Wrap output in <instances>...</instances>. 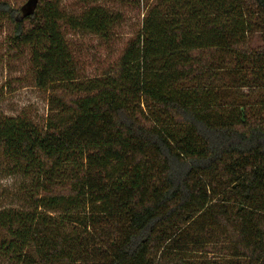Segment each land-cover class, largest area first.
<instances>
[{
  "label": "trees",
  "instance_id": "trees-1",
  "mask_svg": "<svg viewBox=\"0 0 264 264\" xmlns=\"http://www.w3.org/2000/svg\"><path fill=\"white\" fill-rule=\"evenodd\" d=\"M80 1L90 7L73 17L60 0H0V32L29 51L59 118L0 114V167L32 185L29 209L0 210L2 256L213 264L197 255L219 236L226 264H264V96H251L264 90V41L250 44L264 40V0H157L94 78L78 75L66 29L106 37L119 16Z\"/></svg>",
  "mask_w": 264,
  "mask_h": 264
},
{
  "label": "rangeland",
  "instance_id": "rangeland-1",
  "mask_svg": "<svg viewBox=\"0 0 264 264\" xmlns=\"http://www.w3.org/2000/svg\"><path fill=\"white\" fill-rule=\"evenodd\" d=\"M14 9L20 8L28 0H3ZM157 0H97L95 5L119 16V21L109 30L106 37L66 29V40L70 44L73 59L82 78L103 75L117 65L124 49L140 31L148 10ZM91 5V4H90ZM60 9L67 15L81 17L90 6L80 0H60ZM6 32H0V114L22 116L39 127H44L52 119L59 122L56 111H51L50 100L57 93L37 88L27 49L13 51L5 40ZM264 40L258 34L250 39L253 48L262 45ZM221 57V56H220ZM225 62L231 59L222 57ZM221 71L218 79L225 81ZM243 93L247 94L245 91ZM252 101L264 96L263 89H253ZM32 189L31 180L13 170L9 164L0 167V210L29 209L28 193ZM230 244L217 237L197 256L211 260L213 264H226L229 259ZM0 264H13L0 253ZM238 264H246L239 260Z\"/></svg>",
  "mask_w": 264,
  "mask_h": 264
}]
</instances>
